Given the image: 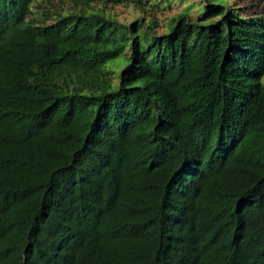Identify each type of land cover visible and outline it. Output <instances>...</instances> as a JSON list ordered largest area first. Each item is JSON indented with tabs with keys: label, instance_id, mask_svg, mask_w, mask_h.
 Segmentation results:
<instances>
[{
	"label": "trees",
	"instance_id": "trees-1",
	"mask_svg": "<svg viewBox=\"0 0 264 264\" xmlns=\"http://www.w3.org/2000/svg\"><path fill=\"white\" fill-rule=\"evenodd\" d=\"M202 1L0 0V264H264V0Z\"/></svg>",
	"mask_w": 264,
	"mask_h": 264
},
{
	"label": "rangeland",
	"instance_id": "rangeland-1",
	"mask_svg": "<svg viewBox=\"0 0 264 264\" xmlns=\"http://www.w3.org/2000/svg\"><path fill=\"white\" fill-rule=\"evenodd\" d=\"M131 3L127 4H107L97 3L93 6L94 10L100 9L105 14L119 21L121 24L130 25L134 20L140 19V17L149 18L151 17L153 23H155L154 30L158 34H162L168 21L176 14L185 13L192 21L204 23L213 16L205 9V3L202 0H141L145 6L149 9L147 14L141 13L136 8V3L133 0H128ZM33 5L39 2V0H33ZM225 9L237 10L243 15L251 16L256 13H260L262 7L257 4L255 0H223ZM58 11L64 9V5H61V9L57 8ZM39 15H34L33 18L37 19ZM41 18V16H40ZM50 22L49 20H45ZM118 74V68L114 69L113 75ZM113 83H116V79L113 78ZM261 82L264 83V74L261 77Z\"/></svg>",
	"mask_w": 264,
	"mask_h": 264
}]
</instances>
